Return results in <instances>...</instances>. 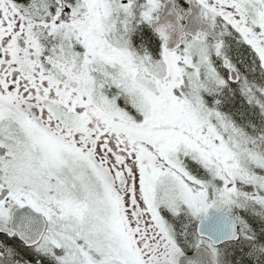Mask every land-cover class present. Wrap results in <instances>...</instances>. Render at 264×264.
<instances>
[{
	"label": "snow or ice",
	"instance_id": "1",
	"mask_svg": "<svg viewBox=\"0 0 264 264\" xmlns=\"http://www.w3.org/2000/svg\"><path fill=\"white\" fill-rule=\"evenodd\" d=\"M0 264H264V0H0Z\"/></svg>",
	"mask_w": 264,
	"mask_h": 264
}]
</instances>
